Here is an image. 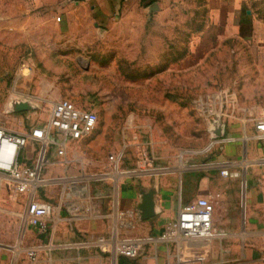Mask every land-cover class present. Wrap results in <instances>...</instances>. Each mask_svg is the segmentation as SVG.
<instances>
[{
    "label": "rangeland",
    "instance_id": "obj_1",
    "mask_svg": "<svg viewBox=\"0 0 264 264\" xmlns=\"http://www.w3.org/2000/svg\"><path fill=\"white\" fill-rule=\"evenodd\" d=\"M66 1L0 0V110L23 59L34 63L35 72L21 79L19 87L42 99L39 107L25 112L29 118L20 112L19 120L6 119L7 124L18 130H27L32 120L42 124L52 98L58 97L94 110L99 117L97 128L82 140L55 135L57 143L51 147L55 154L47 159L53 169L50 177L85 178L81 186L67 188L61 216L80 218L87 207L110 206L117 197V185L120 191L130 192L163 185L171 172L179 174L190 165L196 168L204 155L200 151L216 149L222 142L219 139L240 140L245 148L246 129L264 111V0L245 5L250 11H243L239 27L228 26L232 22L226 21L204 34L198 32L205 1L187 0L188 11L179 5L169 15L173 28L168 29V41L164 32L153 31L150 24L144 28V17L138 11L131 12L126 20L95 33L94 42L87 46L70 43L69 29L57 19ZM213 92L230 100L227 109L233 114L219 121L223 127L227 125L220 136H215L194 103L197 96ZM124 144L127 149L121 170L133 172L118 177L107 156ZM142 152L153 156L152 166ZM28 155H33L32 147ZM241 178L237 177L242 183L239 181L233 194L245 202L247 189ZM181 180L176 178L174 187L180 203L194 198L201 187L214 184L213 178L197 174L187 176L184 183ZM60 187L48 186L39 195L55 202ZM18 213H22L18 200L0 197L5 240L14 242L17 231L26 229ZM75 238L83 240L78 235ZM218 243L211 238L193 246L184 243L179 250L173 245L176 260L208 258L210 248ZM21 255L18 251L17 258Z\"/></svg>",
    "mask_w": 264,
    "mask_h": 264
},
{
    "label": "crops",
    "instance_id": "obj_2",
    "mask_svg": "<svg viewBox=\"0 0 264 264\" xmlns=\"http://www.w3.org/2000/svg\"><path fill=\"white\" fill-rule=\"evenodd\" d=\"M203 1H205L203 7L205 16L199 26L198 33L200 34L206 33L211 27L222 26V23L226 21L232 22L228 23V26L239 27L237 23L244 20L243 11L246 14H249L248 11H250L245 5L251 0ZM153 3L158 5V9L151 11L150 6ZM186 4L187 0H84L79 3L67 0L60 6L61 16L58 21L69 29L70 43L75 42L87 46L94 42L95 33L112 26L116 21L126 20L131 12L138 11L144 17L143 27L145 28L147 23L148 26L150 24L153 31L164 32L165 40L168 41V29L171 31L173 28V21L169 15L173 10H178L179 5H181L182 11H188ZM228 7L229 12L226 10ZM55 99L52 98V100ZM17 115L18 113L13 114L8 117V120H19ZM23 115L29 118L28 113H23ZM251 124L246 129L249 139L245 148L241 145L240 140L219 139L218 141L222 142L216 149L204 153L201 157L202 163L196 168L192 165L186 166L185 169L180 170L179 174L177 171L171 172V177L163 185L156 183L153 187L157 190V215L147 220H137L136 228L130 232L133 236L139 237L156 236L161 233L166 223L176 218L178 210L183 204L175 199L176 178H182L181 181L184 183L185 178L190 174L208 176L213 178L214 184L201 187L194 198L186 199L184 202L187 203L200 196H206L215 201L213 223L218 234L214 239H217L219 243L210 248L211 254L208 258L176 260L173 244L160 241L146 243L137 258L119 257L115 263L112 262L109 254L103 253L95 247L64 246L70 242H81L74 241L77 239L75 235H78L79 239H85L107 233L108 221L93 217L92 213L86 211V214L80 218L65 215L52 225L54 236L51 244L49 243L50 249L40 253L36 264H264V138L256 137L254 118ZM226 126H224V130ZM52 145L48 152V155L51 156L55 154V150L53 152L51 148ZM29 147H32L34 154L36 146L29 143L27 152ZM48 163L45 173L50 176V171L53 169L52 164ZM221 168H228L229 172L238 173V176H224L221 174ZM239 176L245 181L247 189L245 202L233 194L239 181L242 183L237 179ZM141 189L143 188L140 187L137 191L133 189V192H130L122 188L120 207H135L139 201ZM149 189L151 188L147 190ZM0 197L4 200L12 199L6 191H3ZM113 204L114 202L106 208L103 204L100 208L94 206V209L100 212L103 209L110 211ZM1 227L2 225H0V242L8 245L16 244L19 232L17 231L16 240L11 242L4 239ZM38 241L48 242L49 234H41L37 228L26 225L21 243L23 248ZM11 251L10 249H6L7 253L0 251V264H11L13 258L15 260L13 264H31L25 254L17 258V255L12 256L14 253L11 254Z\"/></svg>",
    "mask_w": 264,
    "mask_h": 264
},
{
    "label": "built area",
    "instance_id": "obj_3",
    "mask_svg": "<svg viewBox=\"0 0 264 264\" xmlns=\"http://www.w3.org/2000/svg\"><path fill=\"white\" fill-rule=\"evenodd\" d=\"M34 72L35 65L30 59H23L20 62L14 75L13 85L8 92L4 106L0 110V194L6 191L12 199L21 203L22 213H18V217L22 222L37 228L41 234H49L48 242L38 241L27 248H23L21 244L23 231L21 229L17 243L8 245L1 241L0 251L10 249L14 256L18 255V251H20L27 256L31 264H36L40 253L50 249L49 243L51 244L54 236L52 225L63 217L61 213L63 204L66 202L67 188L81 186L80 184L85 181L84 177L78 175L47 176L45 168L48 163L49 148L52 144L57 143L56 136L66 140H82L97 128L99 121L96 111L81 109L70 100L58 97L51 101L48 118L42 124H36L33 121L29 125V129L23 132L10 127L6 119L16 114L13 110L14 103L28 102L34 109L39 107V102L42 101L39 96L21 90L19 87L20 80L29 78ZM225 98L222 93L213 92L207 95H199L194 99L197 111L213 128L219 121L233 117V114H230L227 109L230 100ZM254 124L257 131L256 137L264 138V111L260 116L254 118ZM29 143L36 146L32 157L27 152ZM126 149L127 145L124 144V147L119 151L107 156L108 165L116 170L118 177L133 172L128 169L121 170L120 164L125 157ZM141 151L139 150V152ZM207 151L208 149L205 150V152ZM140 154L144 155L146 161L152 166L153 156H148L147 152ZM217 165L221 167L220 164L217 163ZM148 170L157 171L159 168L149 167ZM221 174L238 176V173L229 172L228 168H221ZM103 175H111V173L104 172ZM48 186H61L60 197L57 201L53 202L39 195V191L47 190ZM115 190L117 197L110 211L100 212L95 209L91 210L89 207L86 208V211L92 213L93 217L108 221L107 233L96 237H86L79 243L70 242L64 246L95 247L103 253L109 254L112 262L115 263L119 257L137 258L143 246L149 242L171 243L179 250L184 243L193 246L200 240L215 238L218 234L213 223L215 201L212 198L200 196L183 203L176 218L168 221L163 231L158 235L133 236L130 232L136 228L137 220H140L139 216L135 207H120V188L118 185ZM11 261L13 264L14 258Z\"/></svg>",
    "mask_w": 264,
    "mask_h": 264
},
{
    "label": "water",
    "instance_id": "obj_4",
    "mask_svg": "<svg viewBox=\"0 0 264 264\" xmlns=\"http://www.w3.org/2000/svg\"><path fill=\"white\" fill-rule=\"evenodd\" d=\"M73 1L79 3L80 1H84V0H73ZM157 9H158V5L156 3H153L150 6L151 11ZM32 109L33 106L28 102H17L13 104V110L16 113L26 112ZM214 127L215 128L213 131L215 136H220L224 134V127L220 122L216 123ZM208 148H206L205 150H207ZM205 150L200 152L204 153ZM156 194H157V190L154 187H152L149 190L141 189L140 199L135 205V210L137 211L140 220H147L157 215Z\"/></svg>",
    "mask_w": 264,
    "mask_h": 264
},
{
    "label": "bare ground",
    "instance_id": "obj_5",
    "mask_svg": "<svg viewBox=\"0 0 264 264\" xmlns=\"http://www.w3.org/2000/svg\"><path fill=\"white\" fill-rule=\"evenodd\" d=\"M76 210H77V209L75 208V209H74V212H75Z\"/></svg>",
    "mask_w": 264,
    "mask_h": 264
}]
</instances>
